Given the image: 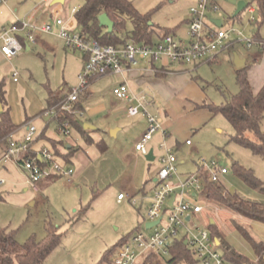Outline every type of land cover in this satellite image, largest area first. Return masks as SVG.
Returning <instances> with one entry per match:
<instances>
[{"label": "rangeland", "instance_id": "rangeland-1", "mask_svg": "<svg viewBox=\"0 0 264 264\" xmlns=\"http://www.w3.org/2000/svg\"><path fill=\"white\" fill-rule=\"evenodd\" d=\"M129 1L138 13L149 15V24L157 33L179 27L178 36H185L187 26L184 20L188 17L192 1ZM236 1L246 4L237 18L233 17L236 6L228 0H221L220 10L209 15L208 20H220L222 30H233L241 35L239 39L253 40V45L247 48L244 43L236 41L239 36L232 34L233 45L216 53L215 63L202 65L196 71L193 66L187 67L193 70V76L202 80L200 84L215 105L225 103L239 91L235 56L247 65L255 63L256 58L260 63L258 65L263 64L264 60V55L259 56L258 45L254 43L264 41V23L257 21L255 4L253 0ZM82 4L83 0H66L64 4L55 5L45 0L0 2V34L4 28L18 22L37 23V26L51 23V13L58 11L62 15H69L73 8L81 7ZM250 8L253 9L252 14ZM125 29H131L129 23ZM33 39V45L28 40L26 42L29 50L24 48L12 59L0 54V83L4 84L5 91L0 108L8 113L12 126L19 127L29 122L36 129L35 138L43 133L42 147L53 154L55 149L49 139L63 142L65 146L74 145L75 151L69 164L73 170L72 182L68 183L65 178L52 182L43 180L42 184L37 185V191L33 192L26 185V174L20 168H5L0 162V181H3L0 184V228L14 231L15 240L20 245L30 238L37 241L45 239L48 226L58 228L60 240L43 264H110L101 261L105 252L137 229L146 231L144 224L151 202V180L156 177L160 164L157 159L147 162L143 156L139 159L132 156L119 158L113 148L115 139H105L108 150L101 153L100 148L95 146L98 138L95 132L91 133L94 141L87 144L72 127L67 137L57 132L54 121L41 118L40 115L48 110L46 101L50 92L65 96L77 87L83 54L67 47L63 40L54 35L35 34ZM139 67L141 63L132 69ZM112 90L110 80L102 79L92 84L90 93L92 97L113 99ZM83 115L84 112L82 116L76 117L80 124L84 121ZM261 130L264 132V114ZM22 134L23 131L13 135V139H20ZM232 136L233 129L226 119L221 115L215 116L193 137L192 141L196 145L194 149L174 152L178 161V174L183 178L194 174L196 165L214 162L217 167L229 171L222 183L230 193L242 199L257 198L259 193L238 179L232 165L237 164L250 171L264 184V157L235 143L231 140ZM127 139L130 141L131 137L127 136ZM3 146L0 144V151ZM161 155L162 151L155 149L154 156L157 158ZM132 176L133 185L128 188L127 181ZM119 193L125 199L117 203ZM200 203L205 208L202 213L192 216V224L207 229V223L212 219L224 242L249 263L257 264L253 248L235 225L245 229L256 240L264 242V224L235 216L215 203H203L202 200ZM218 250L222 253V247ZM226 264L235 263L226 260Z\"/></svg>", "mask_w": 264, "mask_h": 264}, {"label": "built area", "instance_id": "built-area-1", "mask_svg": "<svg viewBox=\"0 0 264 264\" xmlns=\"http://www.w3.org/2000/svg\"><path fill=\"white\" fill-rule=\"evenodd\" d=\"M48 2L49 0H45ZM189 10L187 31L185 36L166 35L152 44H135L127 42L122 46H102L97 42L82 37L73 30V17L79 9L73 8L70 18L65 19L58 11L51 13V23L37 26L27 22H18L9 28H4L0 34V53L7 59L17 56L23 45L19 33H24L31 44L35 34H50L63 40L67 47L80 51L84 55L82 70L78 76V85L69 91L61 100L50 106L40 117L52 120L57 125L58 133L70 136L68 120L62 116H82V111L76 108L80 95L87 91L95 79L116 75L124 76L141 61L167 62L169 64L193 65L209 63L215 59L216 53L233 45L231 41L233 30L224 31L215 27L208 16L220 10L221 0H194ZM5 3L6 0H0ZM249 12L252 14L253 9ZM213 27H211V26ZM236 41L244 43L247 48L253 45V40ZM264 48V41H255ZM113 96L126 106V115L135 117L142 115L147 121L145 133L134 145V150L146 155L147 144L160 129L154 115L149 112V99L146 94L133 93L123 81L113 88ZM62 120V121H61ZM25 134L22 140H14L9 134L5 140L7 147L2 155V164H14L26 174V185L37 191V185L50 178H65L72 181L73 170L70 166L58 161L53 153L45 148L32 150V142L36 139V129L29 122L23 125ZM190 144L189 141L186 142ZM162 155L158 157L160 169L156 175L151 202L147 209L146 223L158 222L136 230L115 250L111 264H162L170 258V248L177 239H184V244L191 253L193 264H226L222 253L218 250L216 241L206 228L202 229L192 224V216L203 212L204 205L200 203V193L207 183L221 182L228 174L226 168L217 167L216 163H201L200 170L186 177L178 174L176 157L172 150L162 142L159 146ZM0 183H3L1 181ZM125 197L119 194L120 201ZM172 200L171 205L169 202ZM134 204V203H133ZM144 224V225H145Z\"/></svg>", "mask_w": 264, "mask_h": 264}, {"label": "trees", "instance_id": "trees-1", "mask_svg": "<svg viewBox=\"0 0 264 264\" xmlns=\"http://www.w3.org/2000/svg\"><path fill=\"white\" fill-rule=\"evenodd\" d=\"M253 3L257 11V21L262 24L264 23V0H253ZM101 14H106L113 23L111 33L99 25L98 17ZM74 19L76 28L82 37L95 41L102 46H122L127 42L152 44V37L155 34L154 30L148 26L149 15L138 13L129 0H83L82 6L74 14ZM127 23L131 26L128 31L125 29ZM171 33L165 31L159 38ZM21 42L24 47L22 40ZM247 71L248 67H243L235 72L236 83L239 88L237 94L230 96L225 103L220 105L208 104L206 108L213 115H221L231 125L233 129L232 141L248 148L255 155L264 157V132L261 130L264 114V84L257 93H254L247 79ZM86 92L80 95L79 102L76 104V108L79 110L82 109L80 99L85 96ZM4 93V84L0 83V104L4 101ZM59 100L61 99L58 95L50 92L46 101L48 108ZM0 115L2 116L0 120V143H4L3 138L15 130L16 126L10 124L8 113L2 110ZM62 120H68L70 126L83 139L88 140L85 136L87 131L83 129V125L77 122L75 116L65 114L62 116ZM64 161L68 163V155L64 156ZM232 170L248 188L264 196V184L256 179L250 171L237 164L232 165ZM200 197L206 202L215 203L237 216L264 224V203L242 199L236 194L230 193L220 182L207 183L200 193ZM211 221L212 219L207 223V230L211 238L217 242L218 249L222 247L224 259L235 264H252L224 242L214 221L213 223ZM235 226L253 248L257 256V264H262L264 242H257L245 229ZM129 236L122 238L109 251L105 252L101 261L111 264L115 250ZM59 240L58 228L48 226L45 239L37 241L30 238L20 245L15 240L14 231L0 228V264H43ZM193 263V257L184 244V239L181 238L174 241L170 248V258L162 264Z\"/></svg>", "mask_w": 264, "mask_h": 264}, {"label": "crops", "instance_id": "crops-1", "mask_svg": "<svg viewBox=\"0 0 264 264\" xmlns=\"http://www.w3.org/2000/svg\"><path fill=\"white\" fill-rule=\"evenodd\" d=\"M52 1L53 0H49L48 2H52ZM190 1H192L191 4L195 3L194 0H190ZM65 2L66 0H64L62 4H64ZM62 16L65 19L71 17L70 14L69 15L64 14ZM72 19H73L72 20L73 30L76 32L77 28H76L75 19L74 17ZM187 20L188 17H186L184 20V24H186V26H187ZM213 20H212V24L214 25ZM31 24L38 25L37 23H31ZM148 26L151 27L149 22H148ZM178 30L179 27H176L172 30L164 29L161 31V33H157V31L154 30L155 34L152 37V43L158 41L160 39L159 37L162 36L165 31L172 32L173 33V34L171 33L172 35H178L177 34ZM45 35H50V34H45ZM18 37L20 42L21 40L23 41L24 44L23 49L25 48V50H29V48L27 47V43H26L27 38L25 34L19 33ZM258 54L260 57H262L264 55V48L258 46ZM215 61H216V57L211 62L201 64L198 66L169 64L167 62L152 63L150 61H141L140 62L141 67L132 69L130 72H127L124 76L120 77L116 75H107L95 79L90 83L85 96H82L80 99V106L82 108L80 111H82V113L84 112L83 115L84 121L81 125L89 124L93 126L94 129L86 130L87 134L85 136L88 138L89 141L83 139L82 136L80 135L81 138L85 143L92 144V141L94 140L91 137V133L95 132L98 135L97 141L95 142V146H98L100 148L99 150L101 153H104L108 150V144L106 143L105 139H112V140L115 139L116 141L113 144L114 145L113 148L116 150V153H118L119 158L127 159L128 156H132L137 159H139L140 156H143L145 158V155L138 153L134 150L135 143L139 141V139L145 133L147 128V121L145 117L142 115H138L135 117H128L126 115L125 104L117 100L114 96L113 99H110L108 97L91 96L90 88L92 84L102 79L104 80L109 79L110 82L112 83V89L120 85L123 81H125L133 93L135 94L143 93L147 95L149 99V107H148L149 112L156 117L160 125V129L153 134L151 141L147 144V150L148 151L152 150L154 160L157 159L158 161V157L156 158L154 156L155 149H160L159 146L162 142H164L166 146L172 150L173 154L174 152H178L184 149L185 150L187 149V151L194 149V146L196 145H194V142L192 141L193 137L195 138L198 135V133L204 127H206L207 124L210 123L213 120V118H215V116L217 115H213L206 108V105L214 104V103H212L208 99L203 86L200 84L202 80L199 79L198 76H193L192 75L193 70L190 71L189 69H187V67L193 66L194 71H196V69L201 67L202 65H211L215 63ZM83 62H84V55L82 60V66H83ZM262 63L263 64L258 65L260 63L258 62L257 58L255 59V63H253L252 65H247V63L244 62L243 67H248L247 79L254 93H257L264 84V60ZM251 66L252 67L255 66V67L252 68ZM58 96L60 97V99L64 97L63 94ZM2 110L3 109L0 108V112ZM49 122H51V120H49ZM113 130H115V134L111 135L110 132H112ZM21 131H23V134L20 136V139L18 140H22L25 134V129L23 128V125L16 127L15 130H13L10 134H13L15 136ZM42 135L43 133L41 134L40 137L36 138L32 142L31 144L32 150L36 151L43 148L42 139L44 137H42ZM127 136L131 137L130 141L127 139ZM5 138H3L4 143H0L4 145L3 150L0 151V159L7 147V142ZM49 140L55 149L54 155L56 159L70 166L69 165L70 158L71 156H73V152L75 151L74 145H70L68 143L69 145L65 146L63 142H54V140L51 139ZM187 141L190 142L189 145L186 144ZM74 142L76 141L74 140ZM61 149L64 150L62 151ZM66 155H68V163H65L66 161H64V156ZM3 165L5 166V168L6 166L15 167L14 164H3ZM177 165H178V161H176V167ZM199 170H200V166L196 165L195 171L197 172ZM226 176H228V174ZM56 179L59 178L56 177L50 178L47 179L46 181L52 182L55 181ZM155 179L156 177L154 176V178L151 180V183L153 185L152 186L153 188L151 187L152 189L151 197L155 186L154 183ZM133 180L134 177L132 176L130 177V180L127 181L128 188H130V186L133 185ZM40 183L42 184L43 182ZM220 183H222V180ZM144 194L146 195V192ZM256 197L257 198H252L253 200L245 199V198L243 199L264 203L263 195L258 194V196ZM124 199L120 201L117 199V203L124 201ZM201 200L203 203L206 202L200 197V201ZM232 214L235 215L234 213ZM256 241L259 242L258 240Z\"/></svg>", "mask_w": 264, "mask_h": 264}, {"label": "water", "instance_id": "water-1", "mask_svg": "<svg viewBox=\"0 0 264 264\" xmlns=\"http://www.w3.org/2000/svg\"><path fill=\"white\" fill-rule=\"evenodd\" d=\"M64 0H53L51 2L52 5H55V4H62ZM229 3L233 4L236 6V10H235V13H234V16H237L242 10H244L246 8V4L243 2V1H236V0H228ZM98 20H99V25L101 27H105L107 29V32L108 33H111L112 30H113V23L110 21V19L107 17L106 14H101L99 17H98ZM213 23L215 25V27L217 28H220L221 27V22L220 20H213ZM234 64H235V67L237 69H240L244 66V60H241L239 59L237 56L234 57ZM83 129L84 130H92L94 129L93 126L89 125V124H84L83 125ZM111 135H114L115 134V130H113L112 132H110ZM145 159L148 161V162H153L154 158H153V152L152 150H149L148 153L145 155ZM172 203V200L169 202V205H171ZM158 222H154V223H146L145 224V228H150L154 225H156ZM211 223H213L211 221ZM262 264H264V259H263V262Z\"/></svg>", "mask_w": 264, "mask_h": 264}]
</instances>
